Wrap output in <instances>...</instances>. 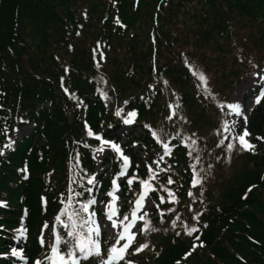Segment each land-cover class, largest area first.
Returning <instances> with one entry per match:
<instances>
[{"label":"trees","instance_id":"obj_1","mask_svg":"<svg viewBox=\"0 0 264 264\" xmlns=\"http://www.w3.org/2000/svg\"><path fill=\"white\" fill-rule=\"evenodd\" d=\"M254 1L264 0H0V264H51L54 229L71 241L60 245L66 254L75 241L57 215L70 195L69 211L104 196L125 153L121 194L134 200L147 182L154 205L139 211L144 219L116 264H264V151L221 130L229 90L264 63V11ZM237 12L259 14L256 28ZM130 97L142 131L127 132L120 152L107 144L111 171L89 191L94 151L107 141L96 136H118ZM252 110L259 129L264 100ZM26 122L28 134L9 141L11 127ZM169 142L171 154L154 160ZM129 208L118 210L119 222ZM98 239L101 255L77 251L79 264L123 247Z\"/></svg>","mask_w":264,"mask_h":264},{"label":"rangeland","instance_id":"obj_2","mask_svg":"<svg viewBox=\"0 0 264 264\" xmlns=\"http://www.w3.org/2000/svg\"><path fill=\"white\" fill-rule=\"evenodd\" d=\"M244 1V0H242ZM251 5L254 6L255 10L258 11V13H261L264 11V1H254V2H250ZM237 14L239 15V17L242 20H245L246 22H250L252 25V28H256V23L254 21V19H258L259 14H256L255 17H251V16H245L243 14H239L237 12ZM250 19V20H249ZM237 24L239 25V22H237ZM244 28H240V30H243ZM190 63V62H188ZM223 81V80H222ZM264 63L263 65L257 67L253 72H251L250 74L246 75L243 79H241L236 85H234L230 90H229V94H228V105L229 104H239L241 107V113L239 115H236L235 113H232L231 109L227 107L226 111H225V117H224V121H223V126H222V132H224L228 137L232 138L233 140H236L239 142L238 137L240 134L243 133V131L246 129L247 132L249 133V135L247 137H245L247 143L253 145L254 147H256V149L258 148V153L260 154L261 151H264V124L260 126L259 129H255L252 125V123H250V113L253 111L252 109L254 108V106L257 104L256 100L257 98H259L260 100H264ZM77 100L73 105V109L74 110H78L79 109V114H78V119L81 121L85 120V115H86V108L82 105V97H80V95H77ZM134 102V99L132 97L130 98H126L124 100H122V106L125 107L127 104L129 103V110L127 112L128 114V118L126 120H131V123H125V121L123 123H121V126L119 127V129L114 133L117 134L118 136L116 137L114 136H109L106 135L104 133H99L101 137V139L103 140V137H105V139H107V141L109 142L108 146H111L112 144H115L119 147V149H123L125 148V146L128 144L125 135H127V132L132 131L134 134L140 133L142 131V128L140 126H136L137 123H133V120L136 121L135 118H137V110H136V105ZM169 103V102H168ZM167 103V104H168ZM166 107L168 108V110H171L170 104H168ZM227 105V106H228ZM126 108V107H125ZM129 113H135V116H129ZM66 115H67V121H70L72 119V113L70 110H66ZM239 116V117H238ZM237 118V119H236ZM227 123L228 125V131L224 130V124ZM134 124V125H133ZM32 126L31 122H26L23 125H21L20 127H17L16 125H13L11 127L9 136H8V140L13 142L16 141L18 139H20L21 136L28 134L30 128ZM192 134V133H190ZM107 144L106 145H102L100 147H98L95 151H94V159H95V165H94V176L93 179L95 177L96 174H100V172L104 171L106 174L110 173L111 171V164L109 161L103 163V158H110L109 155V148H108ZM129 147V146H128ZM3 148L6 150V152L9 149L7 145H4ZM103 148V151H98V149ZM112 148V147H111ZM135 153L137 154L138 157L141 158H145L148 150L145 149V147L140 144V145H134L133 146ZM167 149V151L165 152V154H171V150L169 147L165 148ZM169 149V150H168ZM253 149V148H252ZM163 155L158 156V154H155L154 156V160L158 159L159 161L161 160ZM123 157H126L128 159V163H129V156L128 154H125ZM250 167V166H249ZM127 168V167H126ZM126 168L124 166V160H123V165H122V169L120 170V174L126 173ZM264 175V172H263ZM253 181V180H251ZM90 186V185H89ZM151 186H147L144 188V190H147V192L149 193ZM249 189V185H247L245 187V191L247 192V190ZM251 190V189H250ZM114 191L111 190L110 192ZM145 196V199L143 201L142 207L140 208H146L149 205H152V200L150 199V196L148 195ZM115 196L118 197V199L115 201V208H118L123 202H122V197L118 188V191H115ZM112 200V197L109 196V199H106V197H100L99 199H96V203L90 206L89 212H95V220L97 222V224L100 226V234H104L106 238H110L114 235V233H116L118 231V229L112 228L111 224L112 221L107 219L106 213L108 212V208L106 207V205L108 203H110ZM85 216H87L88 214H84ZM116 215L112 217V220H116L115 219ZM139 222V218L137 217V215H135V217H133L132 212H130V214L128 215V220H126L125 224L119 229V233H122L124 231V227L126 225H132L130 228V233L133 235L135 230H136V225ZM128 233H125V236L127 237ZM123 241H125V243L128 242L127 238L124 239ZM108 259V258H107Z\"/></svg>","mask_w":264,"mask_h":264},{"label":"snow or ice","instance_id":"obj_3","mask_svg":"<svg viewBox=\"0 0 264 264\" xmlns=\"http://www.w3.org/2000/svg\"><path fill=\"white\" fill-rule=\"evenodd\" d=\"M199 79L206 83V77L201 73L199 74ZM67 91V90H65ZM264 95V94H262ZM256 103H260V99L257 98ZM231 109L232 113H235L236 115H239L241 113V107L239 104H229L227 106ZM117 115H119V112H117ZM129 116H135V113H129ZM131 120H125V123H131ZM224 130L228 131V125L227 123L224 124ZM88 135H93L91 130L88 131ZM155 135V133H153ZM249 133L245 129L242 134L239 135L238 140L242 147L246 149H252L254 148L253 145L247 143L245 137H247ZM97 139H101V137L96 136ZM227 139V137H225ZM104 144H108V141H103ZM232 144H228L227 147L229 149L232 148ZM8 147H11V144L8 145ZM112 148H114L117 152H120V149L117 145L112 144ZM167 148V146H165ZM98 151H103V148L98 149ZM122 156V153H121ZM122 159L124 160V166L125 168L128 165V159L126 157L122 156ZM121 175H124L122 172ZM89 184L93 183V180L90 179L88 181ZM129 185H131L132 180L130 179L128 181ZM147 187V182H142ZM169 183H171V180H169ZM199 183L198 180H194L193 182ZM113 186L114 191L109 192L108 195L112 197V200L110 203L106 205L108 208V212L106 213L107 219L112 221L111 227L115 228L117 226L116 221L112 220V217L117 214L116 208H115V201L118 199V197L115 196V191H118V185L116 184V181L113 180ZM91 191V189H89ZM171 195V194H170ZM145 196H147V191H145L139 199L135 202L136 208L133 210L132 215L135 217L136 210H138L140 207H142L143 201L145 199ZM72 196L70 195L68 197V203L62 208L60 214L56 217V222L61 224L65 229H67V236L71 237L75 243L72 244V246L69 248L68 252L66 254H62L60 251V245L61 243L69 244L71 241H63L61 236L55 232L54 229V243L51 245V251L52 256L47 257L51 261V264H79V258L76 256V252L78 251L83 259H87L89 256L96 255L100 256V245H99V239L100 236V226L97 224L95 220V212H89L90 206L95 204V200L88 201L87 203L79 204L77 208L73 209L72 211H69V209L72 207ZM0 206H3V203L0 202ZM82 214H88L87 216ZM67 216V222H65L62 217ZM140 219H144L143 216L140 217ZM123 220H128V216H124ZM123 223V221H121ZM132 225H126L124 227V231L122 233L118 234V237L116 239V244H119L121 240H124L127 238L128 244H125L123 247L117 248L115 245L109 250L108 259L102 260L101 264H113V261H119L123 260L124 253L126 252L128 246L130 245L131 241L135 238L134 235L130 233V228ZM45 228L48 227L47 224L44 226ZM85 230L87 232V235L85 236L83 234V231ZM20 235H24L23 230H19ZM197 231L195 228L191 229L189 231V235H191L193 232ZM125 233H128L127 237L125 236ZM95 237V238H94ZM41 243L43 244L44 241L41 240ZM147 245H144L142 247H146ZM142 250L138 249V251ZM12 254L15 256H20L21 253L17 252L15 249L12 250ZM36 264H40L39 261L36 262Z\"/></svg>","mask_w":264,"mask_h":264},{"label":"bare ground","instance_id":"obj_4","mask_svg":"<svg viewBox=\"0 0 264 264\" xmlns=\"http://www.w3.org/2000/svg\"><path fill=\"white\" fill-rule=\"evenodd\" d=\"M239 117V116H238ZM237 119V118H236Z\"/></svg>","mask_w":264,"mask_h":264}]
</instances>
